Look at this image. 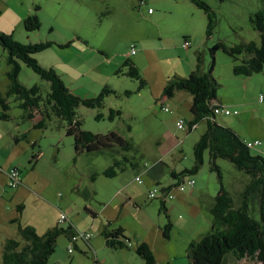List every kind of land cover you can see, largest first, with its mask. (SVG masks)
<instances>
[{
  "label": "rangeland",
  "instance_id": "rangeland-1",
  "mask_svg": "<svg viewBox=\"0 0 264 264\" xmlns=\"http://www.w3.org/2000/svg\"><path fill=\"white\" fill-rule=\"evenodd\" d=\"M204 1L218 19L209 39L206 14L190 0H0V32L13 34L23 44L51 42L48 50L34 58L43 67L53 68L76 95L93 97L105 86L116 91V95L106 98L102 109L84 106L77 109L82 129L104 135L116 132L131 140L136 151L129 156L139 163L141 173L154 161L164 159L170 168L180 172L193 167L194 146L205 133L206 123L189 132L193 115L188 103L193 98L187 92H180L174 99L163 97L166 84L171 79L189 77L197 67L198 58L202 61V71L207 73L212 61L211 49L219 41L229 46L261 42L251 17L263 7L262 0ZM149 9L154 15L148 14ZM35 14L41 28L29 33L24 21ZM186 40L192 44L189 50L183 47ZM132 48L137 55H130V59L147 82L144 87L140 81L117 74ZM8 57L0 45V92L5 96L9 85ZM215 62L217 102L239 111V115L219 116L218 121L236 131L244 141H261L262 145L251 152L264 157V102L259 101L264 93V71L253 77L236 76L234 58L222 50L216 52ZM21 67L20 83L27 87L39 85L46 98L51 91L50 83L26 65ZM9 103L10 120L0 121V163L7 157L10 164L15 162L0 167L8 173L9 182L14 169L22 172L25 182L19 189L23 191L19 195V203L24 206L22 224L33 226L43 235L56 226L68 229L72 223L79 232L93 235L92 247L80 240L72 255L68 253L70 240L62 235L49 264H144L135 253L143 242L152 247L157 258H166L164 264H190L187 257L190 243L207 234L213 224L211 213L194 198L193 192L201 189L204 196L216 195L220 189L217 174L210 171L208 151L202 169L186 178L187 190L171 191L175 198L166 200L168 212L165 213L160 211V198H149L152 189L162 190L161 185L153 187L145 176L144 184L137 183L139 170L132 168L115 178H106L103 172L112 164L111 155L77 156L74 139L66 134V122L52 115L45 128H40V115L36 121L26 120L15 97ZM110 109L119 110L122 115H115L112 120ZM99 115L102 117L98 119ZM179 121L185 122L184 129L178 128ZM23 134L27 139L17 148L12 137ZM216 164L237 202L250 176L227 160L218 159ZM189 180H194L195 185L188 186ZM176 181L168 174L164 184ZM8 189L10 199L15 190ZM182 197L184 201L178 202ZM1 203L0 248L4 226L8 225L10 230L17 226L4 222L8 211ZM17 204L8 209L16 212ZM62 215L68 221L59 224ZM167 216L173 224L170 240L163 236ZM106 221L125 228L131 248L106 247L104 238L94 229L99 225L101 230ZM2 254L1 251L0 264ZM169 256L174 258L171 263L167 260ZM226 264L259 263L252 259L237 260L230 255Z\"/></svg>",
  "mask_w": 264,
  "mask_h": 264
},
{
  "label": "trees",
  "instance_id": "trees-1",
  "mask_svg": "<svg viewBox=\"0 0 264 264\" xmlns=\"http://www.w3.org/2000/svg\"><path fill=\"white\" fill-rule=\"evenodd\" d=\"M190 1L206 14L208 20L206 35L209 39L213 36L218 25L217 15L204 0ZM262 3L263 7L251 17L254 29L260 34V45L249 42L229 46L224 41H219L211 49L212 61L207 73L202 71V61L201 58H198L197 67L189 77L171 79L163 90V97L169 99H173L180 92H187L192 96L190 112L193 119L189 122V132L196 130L201 123H206L205 133L201 135L194 146L193 167L176 175L172 172L173 177L179 180L175 188L181 184L186 187V178L197 174L202 169L207 151L210 157V171L217 174L220 184L214 203L208 208L213 217L212 228L200 239L190 243L187 250L190 264H226L230 255L237 260L252 259L259 264H264V157L253 155L251 150L255 147H248V143H255L259 140L244 141L236 131L218 121L219 116L214 114V109L224 105L217 102L219 84L213 77L216 64L215 54L218 50H222L234 58L233 71L236 76L253 77L264 71V0ZM24 24L29 33L41 28V21L36 14L29 15ZM188 42L190 45L185 48L186 50L192 46L191 42ZM0 45L9 54L8 65L10 67L7 73L9 80L7 95L0 92V121L10 120L9 99L15 97L20 108L24 111V119L36 121L38 115L41 116L40 128H45L47 120L52 115L66 122V134L73 137L77 156L84 154L111 155L112 164L103 172L106 178H115L130 168L139 170V163L134 157L129 156L130 153L136 151L131 140H127L116 132L104 135L84 130L82 122L77 117V109L80 106L90 109L104 108L106 98L109 95L117 94L115 90L105 86L100 94L93 97L76 95L65 85L61 76L53 68L43 67L34 58V55L48 50L52 46L51 42L23 44L17 41L13 34L0 32ZM130 55L133 56L131 52ZM21 64L31 68L43 80L50 83L51 91L46 98H44L39 85L27 87L20 83ZM117 74L140 81L141 87L147 84L130 57L125 60ZM126 94L130 93L126 92ZM224 107L232 110L227 106ZM234 111L237 110H232L233 116L235 115ZM110 112L112 120L115 115H122L119 110L110 109ZM237 112L239 115V111ZM101 117L99 115L97 118ZM192 126H197V128L193 129ZM26 139V134L14 136V141L17 143ZM218 159L231 162L239 171L250 176V180L239 194L237 202L224 183L222 170L216 164ZM138 177L141 176L138 175ZM164 190L166 194H169L173 188ZM161 201L160 211L167 213V202L164 198ZM17 210L19 216L12 220V223L18 226V238H9L3 244L2 264H49L51 256L56 251L58 239L65 235L70 240L73 235L78 233V230L70 223L68 229L56 226L40 235L33 226L22 224L23 204L18 205ZM167 220L168 223L163 228V236L170 240L173 224L169 220V216H167ZM105 223L100 235L104 238L106 247L112 250L131 248V240L126 235L124 227L115 226L112 221ZM85 242L92 247L90 241ZM135 253L144 261V264H161L157 261L152 247L145 242L137 246ZM72 254L74 252L69 253V255Z\"/></svg>",
  "mask_w": 264,
  "mask_h": 264
},
{
  "label": "crops",
  "instance_id": "crops-1",
  "mask_svg": "<svg viewBox=\"0 0 264 264\" xmlns=\"http://www.w3.org/2000/svg\"><path fill=\"white\" fill-rule=\"evenodd\" d=\"M149 15H154V12L152 13H148ZM137 54L133 55V56H136ZM128 57H131L130 54ZM264 87V86H262ZM179 94V93H178ZM178 94H176V96L174 98H176L178 96ZM173 98V99H174ZM193 100V99H192ZM191 101V100H190ZM189 104V109L191 108V105H192V102L191 104ZM223 105V104H222ZM222 117H225V116H222ZM219 120V119H218ZM15 136V135H14ZM14 136L12 137L13 138V142L14 144L17 146L20 145L19 143L21 142H15L14 141ZM15 152H16V148L13 149ZM14 154V152L12 153V155ZM10 158H6L5 160H3L2 163H0V165L2 166H7V165H12V163H14L15 161H13L11 164L8 162ZM169 164H167L165 162V159L164 160H156L154 161L151 165L147 166L144 168L143 170V173H141V171L139 170V176H142V181H144V178L143 176L146 177V179L150 182V185H153L154 186H158V185H161V189H169V188H173V190L175 189V186L177 183H179V180H177L176 182H170V183H165L164 184V181L166 179V176L168 174H170L171 177H173L172 175V172L174 173V175L176 174H180L182 173L184 170L178 172L176 168L172 169L168 166ZM169 167V168H168ZM188 169V168H187ZM3 169L0 167V202L1 205H3L6 210L8 211L6 213V215H4V222H7L11 225H17V224H14L12 223V220L16 219L18 216H19V213H18V210L16 212H11L8 208L10 205H13L14 203H18L16 207H18V205H20L19 203V195L23 192V191H19V189L21 188L22 185L25 184L24 180L22 179V172L20 171V181H21V184L18 188H15L13 190L15 191H12V197L9 199L8 196L11 192H9V181H8V178H9V175L7 172H2ZM141 173V174H140ZM138 177V175L135 177V181H136V178ZM174 178V177H173ZM175 179V178H174ZM140 184V183H139ZM141 184H144V182H142ZM18 189V190H16ZM193 194L195 195L194 198H197L199 202L203 203L206 207V209L208 210V208L214 203V200H215V197L217 196L216 195H213V194H210V195H206L204 196V191L201 190V189H197L193 192ZM7 197V198H5ZM191 198V197H190ZM193 198V199H194ZM178 202L182 203L184 201V197L182 198H179L177 200ZM197 201V202H198ZM198 206V205H197ZM172 208H175V206L172 205ZM93 217L95 218V214H93ZM22 222V221H21ZM5 228H3L2 230V234H1V248H0V254H1V251H2V248H3V244L5 243V241L9 238H17L18 237V226L14 227L12 230H10L9 226L8 225H5L4 226ZM95 230L100 232L101 234V231L103 230V228H101V230H99V225L98 226H94ZM82 232V231H80ZM87 232V231H86ZM91 243V241H90ZM93 243V242H92ZM91 243V244H92ZM146 243V242H145ZM92 246V245H91ZM156 256V255H155ZM157 258V256H156ZM173 257L172 256H169V258H167V260L170 261V263L173 261ZM157 261L161 264H164L166 262V258L165 260H161L159 258H157Z\"/></svg>",
  "mask_w": 264,
  "mask_h": 264
},
{
  "label": "built area",
  "instance_id": "built-area-1",
  "mask_svg": "<svg viewBox=\"0 0 264 264\" xmlns=\"http://www.w3.org/2000/svg\"><path fill=\"white\" fill-rule=\"evenodd\" d=\"M150 13H152V9L149 10ZM190 45V43L188 41L185 42L184 44V48H188ZM136 53V49L135 48H132L131 50V54L134 55ZM259 101L261 103L264 102V94H261L260 97H259ZM164 110L168 111L167 108H164ZM215 115L216 116H223V115H232V110L226 108V107H216L215 110ZM234 114L237 115L238 112L237 111H234ZM177 126L179 129H184L185 128V122L184 121H179L177 123ZM193 129L197 128V126H192ZM262 142L261 141H256L255 143H248V147L250 148H253V147H256V146H261ZM136 181L139 182V183H142V179L141 177H137L136 178ZM21 184V181H20V171L19 169H14L13 172L11 173L10 175V182H9V186L11 188H18ZM189 186H193L195 184V181L194 180H191V181H188L187 183ZM179 188L180 191H185L186 190V187L185 185H179ZM165 190L162 189H157V188H154L150 191L149 193V198L150 199H157V198H160V199H169V200H172L174 199V195H171L170 193L169 194H166V192H164ZM67 220V217L65 215H62V217L59 219V224H64L66 223ZM93 235L90 233V232H79L75 235H73L71 238H70V245L68 247V252L69 253H72L74 252V246L80 241V240H83V241H90L92 239Z\"/></svg>",
  "mask_w": 264,
  "mask_h": 264
},
{
  "label": "bare ground",
  "instance_id": "bare-ground-1",
  "mask_svg": "<svg viewBox=\"0 0 264 264\" xmlns=\"http://www.w3.org/2000/svg\"><path fill=\"white\" fill-rule=\"evenodd\" d=\"M142 4H144V2L142 3ZM150 10V9H149ZM150 13V12H149ZM260 97V96H259ZM215 110V109H214ZM214 114H215V112H214Z\"/></svg>",
  "mask_w": 264,
  "mask_h": 264
}]
</instances>
